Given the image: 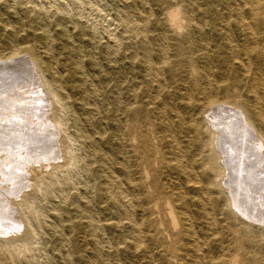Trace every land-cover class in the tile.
<instances>
[{"label":"rangeland","instance_id":"374dc122","mask_svg":"<svg viewBox=\"0 0 264 264\" xmlns=\"http://www.w3.org/2000/svg\"><path fill=\"white\" fill-rule=\"evenodd\" d=\"M165 1L0 0V264H197L199 255L202 264H264V227L235 219L220 185H204L216 175L215 153L204 144L207 131L178 125L176 113L196 115L184 108L181 82L167 89V73L154 78L147 70L145 42L151 64L163 50L167 62L171 12L199 23L178 0ZM193 2L209 9L206 0ZM168 50L174 61L173 41ZM167 120L175 121L196 184L169 163L176 151ZM19 185L23 199L13 204L7 192ZM118 192L132 201L127 216L116 211ZM172 192L177 204L158 199Z\"/></svg>","mask_w":264,"mask_h":264},{"label":"bare ground","instance_id":"6f19581e","mask_svg":"<svg viewBox=\"0 0 264 264\" xmlns=\"http://www.w3.org/2000/svg\"><path fill=\"white\" fill-rule=\"evenodd\" d=\"M172 1L166 0L165 2L168 6H171L173 5ZM178 1L185 5L186 13L198 14V26H193L189 20L185 23L181 22L179 14L175 11L171 12L168 17V26L170 27H168L169 29L167 28V62L165 59L166 52L163 50L160 54V60L156 64H151L150 42H145L143 43L145 52L144 61L148 65L147 70L154 78L164 72L165 74L167 73V89L173 85L175 86L177 80V83L181 82L177 85H180L179 88L184 95L186 102L184 108L186 110L194 109L196 115L190 120H185L183 116L176 113V107H173L172 112L176 113L175 118L179 127L181 125L185 127L187 121L189 126L188 132H192V123L194 124L192 127H194L195 131H198V129L207 131L206 142L204 144H211L213 147L215 153L213 167L215 168L216 175L214 178L207 180L206 183L204 182V185H220L219 187L225 195V205L232 208L235 219L251 221L264 227V0H206L207 5H210L209 9L201 8L193 0ZM133 27L134 31H146V28L143 29L140 26ZM171 29L176 32L174 33L173 40L168 35ZM160 41L164 42L165 37H162ZM171 41L174 42L177 53L174 61L171 58L169 59L168 48ZM34 55L36 56V53ZM35 56H29L31 59V61L29 60V65H32L36 69V67H41V63ZM29 70H31V67ZM54 87L51 86L47 93L55 92L56 88ZM37 99L40 98L37 97ZM152 104V102H147L143 110H147ZM154 112L152 109L148 111L153 116ZM132 122L138 125V118L134 117ZM10 123L9 121L8 124ZM174 123L175 121L170 122L167 120V126H165L167 135L172 134L168 135L170 137L168 141L169 148L176 151V158L170 160L169 163L177 174L186 176L189 181H193L196 184L197 178L195 179L192 161L189 160L187 165L184 163L186 156L184 155L183 147H181L174 135ZM12 125H14L13 122ZM2 127L0 125V133L2 132ZM19 128L20 126L16 129ZM162 129L164 128L162 127ZM0 135L2 136L3 134ZM33 149L31 148V151ZM56 153L58 152L56 151ZM42 171L38 172L36 169H33L32 172L39 176ZM9 174L11 175V173ZM14 175L13 178H15ZM20 182H17V184ZM110 182L112 183V181ZM12 184L15 183L12 182ZM12 186L14 187V185ZM23 188L19 185L14 189H9V192L6 191L8 195L9 193L11 194L9 195L11 198H9L13 204L22 202ZM162 189L163 186L156 182L154 190L160 193ZM120 193H114L113 197L117 199L115 200L116 211L122 217L128 215L127 209L131 206L132 201L128 198L125 199V196H122ZM111 194L113 195V193ZM5 199L8 198L5 197ZM158 199L162 203L172 205L174 204L173 200L177 204L181 200V196L172 192L167 193V197L163 196L160 198L159 195ZM138 228L137 224L131 223L130 230L137 237L141 234ZM186 232L188 233L189 231L186 229ZM247 237L249 244L254 245V241L250 236ZM201 257L200 255L196 257L199 261H196L197 264H202L204 262L201 261H206V259H202L203 257Z\"/></svg>","mask_w":264,"mask_h":264}]
</instances>
